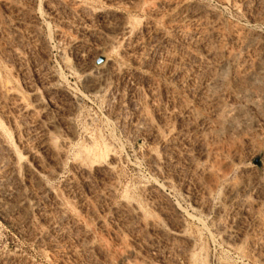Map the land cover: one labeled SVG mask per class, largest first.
I'll list each match as a JSON object with an SVG mask.
<instances>
[{
    "label": "rangeland",
    "instance_id": "374dc122",
    "mask_svg": "<svg viewBox=\"0 0 264 264\" xmlns=\"http://www.w3.org/2000/svg\"><path fill=\"white\" fill-rule=\"evenodd\" d=\"M0 264H264V0H0Z\"/></svg>",
    "mask_w": 264,
    "mask_h": 264
},
{
    "label": "bare ground",
    "instance_id": "6f19581e",
    "mask_svg": "<svg viewBox=\"0 0 264 264\" xmlns=\"http://www.w3.org/2000/svg\"><path fill=\"white\" fill-rule=\"evenodd\" d=\"M75 2V1H74ZM80 4V3H79ZM114 32H118L119 34H121L122 36H124L125 38H127L126 36L128 35L127 34V32H128V27H127V25H126V23H123V22H120V23H118L117 25H115V27H114ZM112 66V64L110 63V62H106L102 67H101V69H100V72H101V80L100 81H96V82H93V90L95 91V92H97V93H103V91L106 89V87L108 86V81H109V79H108V69L110 68ZM80 70V69H79ZM110 70V69H109ZM81 71V70H80ZM3 87V86H2ZM9 90V89H8ZM9 92V91H8ZM7 92V93H8ZM35 98H36V100H34L35 102H36V108H41L42 106H43V101H42V98L40 97V96H38V95H35ZM27 108V107H26ZM43 109H44V107H42ZM75 136V135H74ZM75 138V137H74ZM47 142V141H46ZM48 143V142H47ZM44 144V143H43ZM41 147H43V146H41ZM44 148H47L49 151L51 150V147L48 145V144H44ZM53 148V147H52ZM45 150V149H44ZM35 151V150H34ZM33 150H27L26 152H24V153H18V152H16V153H13V155H12V158H13V168H14V171H13V173L15 172V174L17 173V165H18V163H19V161L20 160H23V159H25L24 157L25 156H30V157H32V158H37V156H39L40 157V155H39V153H36L37 151H35L34 152ZM46 151V150H45ZM54 151V150H53ZM58 154V153H57ZM59 155V154H58ZM29 157V158H30ZM92 158L94 157L93 155L91 156ZM25 167V166H24ZM41 167V166H40ZM26 171H27V173L28 174H30V176H34V175H36V173H35V171H34V168L30 165V163H27V165H26ZM37 171V170H36ZM12 173V174H13ZM39 174V173H38ZM37 174V175H38ZM14 175V174H13ZM36 175V176H37ZM40 175V174H39ZM16 177V176H15ZM14 178V177H13ZM40 178V177H39ZM12 179V178H11ZM34 180V179H33ZM40 180V179H39ZM35 182H36V179H35ZM40 182V181H39ZM39 182L37 183L36 182V185L38 186V188L40 189V187H44L41 191L42 192H45V193H47V192H49V190H47L46 188H45V186H42V185H40L39 184ZM41 183V182H40ZM42 192L40 193V194H42ZM160 223V222H159ZM159 227L163 230V231H166L167 229H166V227L163 225V224H159ZM174 236H176V237H184V235H183V232H181V231H177L176 233H174L173 234Z\"/></svg>",
    "mask_w": 264,
    "mask_h": 264
}]
</instances>
